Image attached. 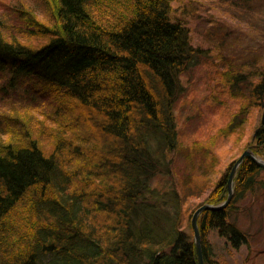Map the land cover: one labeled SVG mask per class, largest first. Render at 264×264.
<instances>
[{
  "label": "trees",
  "instance_id": "trees-1",
  "mask_svg": "<svg viewBox=\"0 0 264 264\" xmlns=\"http://www.w3.org/2000/svg\"><path fill=\"white\" fill-rule=\"evenodd\" d=\"M9 10L0 18V135L12 131V110L31 120L0 140V264H199L194 234L178 227V193L164 207L148 198L159 197L148 185L158 169L151 143L175 146L178 77L199 51L170 0H18ZM260 73L252 97L264 108ZM70 110L75 120L57 124ZM35 114L56 125H47L57 129L50 146ZM81 121L86 132L68 130ZM252 151L264 158V121ZM260 171L246 157L228 207L199 216L205 264H220L215 229L233 248L248 244L229 219ZM229 176L203 204L228 198Z\"/></svg>",
  "mask_w": 264,
  "mask_h": 264
},
{
  "label": "rangeland",
  "instance_id": "rangeland-1",
  "mask_svg": "<svg viewBox=\"0 0 264 264\" xmlns=\"http://www.w3.org/2000/svg\"><path fill=\"white\" fill-rule=\"evenodd\" d=\"M17 1L0 0V18L11 14L9 9ZM24 1L33 4L38 0ZM170 5L172 20L187 26L191 44L199 51L178 77L179 91L172 106L178 133L175 146L162 151L151 143L158 169L148 185L159 197L149 194L148 198L164 207L163 201H170L176 191L181 209L178 227L193 236L189 215L219 189L244 150L252 151L253 136L263 124L264 108L252 97V89L264 70V0H170ZM116 8L118 13L125 10L121 5ZM112 10L109 7L106 12L111 15ZM105 17L99 18L109 23ZM10 114L13 119L18 117L9 122L12 131L0 135L3 142L31 120L28 113L12 110ZM72 114L70 110L57 124L72 121L76 117ZM36 117L45 122L38 132L50 146L55 140L52 130L57 129L47 125L55 124L45 121L44 115ZM70 126L69 131L82 133L90 123ZM97 135L103 138L101 132ZM260 172L255 191L237 203L229 219L245 233L248 244L236 249L216 229L208 234L214 260L220 264H264V171Z\"/></svg>",
  "mask_w": 264,
  "mask_h": 264
},
{
  "label": "water",
  "instance_id": "water-1",
  "mask_svg": "<svg viewBox=\"0 0 264 264\" xmlns=\"http://www.w3.org/2000/svg\"><path fill=\"white\" fill-rule=\"evenodd\" d=\"M264 121V118H263ZM256 135V134H255ZM255 135L253 137H255ZM248 157L253 162H255L260 168L264 169V160L261 156L257 155L255 152L251 151V149L244 150L243 154L235 161L228 179V198L224 200V202L220 204H209L204 203L200 208H198L194 214L192 219V229H194V239L196 244V250L198 253V261L199 264H205L203 260V250H202V239H201V229L199 228L198 220L199 216L204 210H222L230 204L234 197L235 190V176L239 167L243 164L244 159Z\"/></svg>",
  "mask_w": 264,
  "mask_h": 264
}]
</instances>
